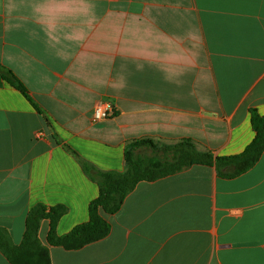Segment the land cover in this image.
Wrapping results in <instances>:
<instances>
[{
	"label": "crops",
	"instance_id": "crops-1",
	"mask_svg": "<svg viewBox=\"0 0 264 264\" xmlns=\"http://www.w3.org/2000/svg\"><path fill=\"white\" fill-rule=\"evenodd\" d=\"M0 65L29 96L0 85V228L19 246L38 204L64 210L57 236L88 221L99 188L79 160L123 172L138 140L244 151L250 111L264 117V0H0ZM101 213L110 232L78 250L49 245L42 219L50 264H264V153L232 178L141 181Z\"/></svg>",
	"mask_w": 264,
	"mask_h": 264
},
{
	"label": "trees",
	"instance_id": "trees-1",
	"mask_svg": "<svg viewBox=\"0 0 264 264\" xmlns=\"http://www.w3.org/2000/svg\"><path fill=\"white\" fill-rule=\"evenodd\" d=\"M2 82L10 84L29 98L28 91L22 82L11 70L0 65V85ZM250 119L255 136L238 155L213 157L209 152L198 151L189 140L169 146L157 145L149 140H138L126 146L123 172H102L87 162L79 160L86 175L99 188L98 197L89 204L88 221L76 226L64 236H57L56 224L64 210L60 207L47 208L38 204L27 216L26 231L19 246H14L7 231L0 228V251L10 264H50L48 251L41 245L37 235L42 219L49 220L47 234L49 245L62 247L65 250H78L108 235L110 225L101 212L106 215L117 213L127 195L141 181H155L192 165L215 166L218 173L227 178L236 177L248 171L264 153V117L255 110H251ZM139 148L159 153L162 157L140 158L136 154ZM166 154L170 156L169 160L164 159Z\"/></svg>",
	"mask_w": 264,
	"mask_h": 264
},
{
	"label": "built area",
	"instance_id": "built-area-1",
	"mask_svg": "<svg viewBox=\"0 0 264 264\" xmlns=\"http://www.w3.org/2000/svg\"><path fill=\"white\" fill-rule=\"evenodd\" d=\"M114 111V105L109 100L99 101L93 108L92 121L99 123L109 118ZM39 134V133H38Z\"/></svg>",
	"mask_w": 264,
	"mask_h": 264
},
{
	"label": "rangeland",
	"instance_id": "rangeland-1",
	"mask_svg": "<svg viewBox=\"0 0 264 264\" xmlns=\"http://www.w3.org/2000/svg\"><path fill=\"white\" fill-rule=\"evenodd\" d=\"M137 156H139L140 158H143V159H148V158H151V157H162L161 154L159 153H152L150 152L148 149H144V148H139L136 152ZM167 155V154H166ZM164 159H170V156H165Z\"/></svg>",
	"mask_w": 264,
	"mask_h": 264
}]
</instances>
